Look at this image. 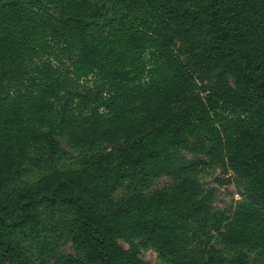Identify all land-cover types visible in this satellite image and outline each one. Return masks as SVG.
<instances>
[{
	"label": "trees",
	"instance_id": "1",
	"mask_svg": "<svg viewBox=\"0 0 264 264\" xmlns=\"http://www.w3.org/2000/svg\"><path fill=\"white\" fill-rule=\"evenodd\" d=\"M191 69L216 81L174 109ZM44 136L126 144L0 197V264H30L13 237L41 224V207L72 217L83 254L54 264H145L117 242L137 239L170 264H223L201 248L210 233L264 249V213L215 212L181 154L208 141L264 203V0H0V189ZM159 176L179 179L113 199L126 181Z\"/></svg>",
	"mask_w": 264,
	"mask_h": 264
},
{
	"label": "rangeland",
	"instance_id": "2",
	"mask_svg": "<svg viewBox=\"0 0 264 264\" xmlns=\"http://www.w3.org/2000/svg\"><path fill=\"white\" fill-rule=\"evenodd\" d=\"M175 2V0H172ZM174 53L182 62L190 66L185 43L175 40ZM191 89L179 100L174 109L186 106L194 94L204 91L216 81V77L202 78L191 69ZM51 146L50 140L44 136L39 145V153L31 152L29 158L20 164L9 181L0 189V197L13 194L18 189L38 181L52 173L71 174L78 172L92 157L108 152L126 144L124 139L113 143L98 142L88 147L71 148L63 138L56 140ZM204 153L199 156L181 154L188 164L193 165L191 176L195 178L203 190L213 193L212 208L215 212L232 215L236 211L256 209L264 213V203L253 193L251 180L244 178L228 168L225 157L214 150L208 141L204 143ZM179 177H149L143 185L137 179L128 180L114 195L118 201L134 192L150 194L154 191L171 189ZM41 224L38 227H26L19 230L13 237L30 264H54L60 256L71 255L83 261V254L72 242L73 219L63 210L48 207L39 209ZM118 244L126 251L134 250L145 264H170L167 258L150 243L142 240H118ZM202 250H211L223 264H230L244 256L246 264H264V249L248 246H227L217 240L214 233L202 239Z\"/></svg>",
	"mask_w": 264,
	"mask_h": 264
}]
</instances>
